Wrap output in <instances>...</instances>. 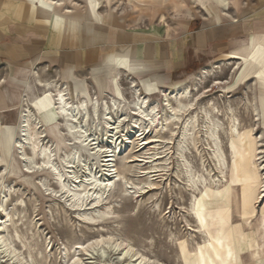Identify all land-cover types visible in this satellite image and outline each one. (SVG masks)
<instances>
[{
	"label": "rangeland",
	"instance_id": "1",
	"mask_svg": "<svg viewBox=\"0 0 264 264\" xmlns=\"http://www.w3.org/2000/svg\"><path fill=\"white\" fill-rule=\"evenodd\" d=\"M63 1L60 10L75 12L86 10L85 1L104 12L155 1L182 3ZM192 1L211 9V0ZM259 44L250 38L166 87L117 74L126 101L116 109L112 95H99L90 75L64 79L58 71L36 69L32 74L39 80L34 75L25 88L13 81L18 79L13 73L2 72L0 264H138L141 257L145 264H264V159L258 160L264 150V46ZM40 82L63 86L74 103L88 101L86 130L62 115L52 127L56 91L47 97ZM134 83L148 96V108L156 106L164 127L159 135L149 134L150 144L147 134L136 136L147 122L132 109ZM187 85L191 93L181 101L192 102L193 109L167 122L178 102H165L161 93ZM96 95L97 115L91 105ZM24 113L34 115L26 125L36 138L24 139ZM101 239L110 243L88 248Z\"/></svg>",
	"mask_w": 264,
	"mask_h": 264
},
{
	"label": "crops",
	"instance_id": "2",
	"mask_svg": "<svg viewBox=\"0 0 264 264\" xmlns=\"http://www.w3.org/2000/svg\"><path fill=\"white\" fill-rule=\"evenodd\" d=\"M211 1L210 10L182 0L105 12L85 1L86 10L68 13L40 0H0V74L50 69L95 82L113 67L119 78L160 88L250 38L264 46V0Z\"/></svg>",
	"mask_w": 264,
	"mask_h": 264
},
{
	"label": "bare ground",
	"instance_id": "3",
	"mask_svg": "<svg viewBox=\"0 0 264 264\" xmlns=\"http://www.w3.org/2000/svg\"><path fill=\"white\" fill-rule=\"evenodd\" d=\"M40 1H41V5L43 7H45V6L46 7H48V6L50 7V5H54L55 7H63L64 4H65V1H63V0H40ZM82 5H84V4H82ZM74 6H76V5H74ZM67 12L68 13H71L72 11L71 10H68ZM220 66H222V64H219L217 67H220ZM91 74H92V72H91ZM34 75L39 80V78L36 75V73H33L32 74V72H31V73H29L27 75V77H25L23 79H16V78H14L13 81H15L18 84L24 85V87L27 86V88H28L29 82L31 80V77H33ZM99 76H101V77H97L95 79V84H96V86L99 89V95L101 94V96H102L103 93H106V92L109 93V94H111L112 95L111 105H112L113 108L116 109L120 105V103H122L123 101H126V100H125L124 94L122 93L121 87H120V85L118 83L119 80H118V76H117V73H116L115 69H113V67H109L106 71L103 72L102 75H99ZM39 86H41V87H43V88L46 89V96H47V94L49 93L50 90L55 89V91H56L55 97H56V101H57L56 102V105L57 106L54 107L52 105L51 101L49 100L50 103H51V105H52V107H51V110H52L51 111L52 112V120L50 122L51 125H52V127L57 124L59 115L60 116L62 115L63 118L66 119L67 121H69V122H75V123L78 124V126L82 130H86V128L84 127V125L89 120V109H90L89 106H88V101L86 99H81L78 103H74V102L70 101V97H68V95H69L68 90L65 89V88H63V86H59L57 83L49 82L48 84H43V83L40 82L39 83ZM133 90H134V95H136L137 98L133 102L132 109L134 110L135 113H137V115H139L141 117L140 119H142L145 122H147V124H146L147 126L146 127H144V128H141L140 127L141 129L137 130L136 136L143 137L144 138L145 135L147 134L146 137L144 138V140H146V143L145 144H150L151 142H153L152 141V138H154V136L148 137V136H150L149 134H155V133L157 134L158 132L161 133V130H163L164 127H163V124H160V122H159V116L157 114V108H156V106L153 105L152 107L148 108V106H147L148 105V101H149L148 96H142L141 93H140L141 90L139 89V87L137 85H135V83H134ZM190 93H191V85H187L185 87H181V88H178V89H169V90L166 89V90H163V92L161 93V95H162V97H164V101L165 102L168 103L170 101V98L175 99L178 102L177 106L173 109L174 113L171 114L170 117L166 118V121L167 122L176 120V119H178L180 117L181 114L187 113V112L191 111V109H193L192 108V106H193V103L192 102H189L188 104H186V103H184V102L181 101L182 98L183 99H188ZM99 95L93 96V102L91 104L92 107H93V111H94L95 115H97L98 114V111H99V104H100V102L98 100L99 99ZM103 101H105L104 98H103ZM118 112H120V111H118ZM105 114H107V112H105ZM121 114H122V112H121ZM32 115L33 114H30L28 116L27 114L24 113L23 116H22V120H23V123H24L23 130L22 131L24 133L23 136H24V139L25 140H30L31 138H36V135H37V134H28V131H27V125H26V123H29V121L31 120V118H33L34 115L33 116ZM124 115L126 116V114H124ZM104 118H105V115H104ZM40 122L41 121L39 119V122H35V123H37V125H38V124H40ZM117 122H119V124H120L121 123V120H118ZM117 122L115 121V123H117ZM232 122H234V121H232ZM75 132H76V130H74V133ZM237 134H238V132L235 133V131H234V135L233 136H235ZM158 135H159V133H158ZM211 136L214 139L215 143L218 145V142H217V138L218 137H217V128L216 127H212L211 128ZM156 137H158V136H156ZM137 140H138V138H137ZM41 152L42 153H46L47 152V148H43L41 150ZM223 154H224V152H223ZM223 154L221 152L218 153V156H219L218 158H220V160H224L226 158L224 156L225 158L223 159ZM263 155H264V150H259V152H258V156H259L258 158L259 159L258 160L262 161L264 159V156ZM42 156H43V154H42ZM110 157H113V156H110ZM74 158H76V157H74ZM111 161H112L111 159L110 160H107L108 164ZM219 163H221V161ZM261 164H262V169L261 170L264 171V161H262ZM108 167H110V165H108ZM110 172H111V170H110ZM109 186H110L109 184H107V183L105 184V187L106 188H108ZM94 188H96V185L93 184L91 190H94ZM261 192H262V194H261V197L260 198H262L261 199V202H262L263 201V197H264V185L262 186ZM75 197L78 200H81L82 199V197L80 195H78V196L75 195ZM262 220L264 222V216L262 217ZM0 240L4 241L3 238H0ZM99 243L109 244L110 241H103L102 239H101V241H97L96 240L94 242L89 243L88 244V248L89 249H92V248L96 247ZM139 260L140 261L138 262V264H145L144 262H145L146 258L141 257ZM78 262L79 261H75L74 264H77Z\"/></svg>",
	"mask_w": 264,
	"mask_h": 264
}]
</instances>
